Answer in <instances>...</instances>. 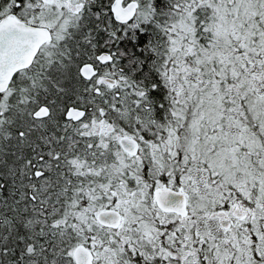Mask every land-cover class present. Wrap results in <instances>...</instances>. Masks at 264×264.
I'll use <instances>...</instances> for the list:
<instances>
[{
	"label": "snow or ice",
	"instance_id": "1",
	"mask_svg": "<svg viewBox=\"0 0 264 264\" xmlns=\"http://www.w3.org/2000/svg\"><path fill=\"white\" fill-rule=\"evenodd\" d=\"M0 264H264V0H0Z\"/></svg>",
	"mask_w": 264,
	"mask_h": 264
}]
</instances>
